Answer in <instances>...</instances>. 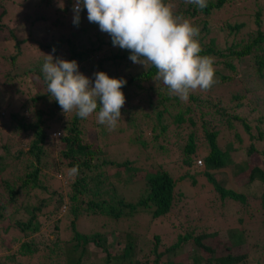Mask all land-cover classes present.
<instances>
[{
  "label": "trees",
  "instance_id": "obj_1",
  "mask_svg": "<svg viewBox=\"0 0 264 264\" xmlns=\"http://www.w3.org/2000/svg\"><path fill=\"white\" fill-rule=\"evenodd\" d=\"M22 1L25 2L26 0ZM32 1L33 5L24 10L23 18L22 16H18V14L10 13L6 19L12 20L16 18L23 22L26 19L31 25H38L39 21L46 23L48 18L53 16L50 24L43 25L42 27L44 31H47L51 35L50 38L53 37L57 41L46 42L45 44H41V42L38 45L41 48L48 49L54 58H60L58 49L62 44L69 46L68 49L71 51V56L67 59L69 61L73 57L79 59L90 58L89 53L97 55L101 49V45L93 48L86 47V51L76 50L79 47H85L81 41L77 43L76 38L82 39L85 36H90L93 31L96 32L98 38L106 35L108 41L112 43L109 34L101 32L97 24L86 20V9H83L80 13L79 25L73 23V0ZM230 2L231 0H206L207 7L202 10L194 4H188L185 10L180 12L174 11L176 15L191 16L193 18L199 14L203 15L196 25L200 29V34L197 37L202 49L200 55L213 58L214 67L219 66L227 71V73L220 75L221 80L219 82L222 83H230L231 80L239 76L245 78L246 73L264 75V8L261 7L262 0H248L246 2L243 0L242 3L234 6V14L226 18L224 17L217 23H212L220 33L225 34L224 37L227 39L225 42L220 43L215 37L210 35L212 26L208 22V19L217 11H222V13L226 11L225 7ZM165 3H168V0H165ZM32 8L40 14H37L34 19L26 18ZM7 12L8 8L0 0V20L2 16L7 15ZM70 19L72 20L69 22ZM17 22L20 21L17 20ZM68 24H70L69 27ZM0 27H2L1 24ZM75 27H78V31L76 32L74 30ZM13 31L14 29H10L11 35L15 39L17 53L10 56L11 61L14 64L19 63L26 66L22 64L23 58L21 59L20 53L26 55L27 51L20 50V46L21 43H30L31 41H27L29 40L28 38L25 40L16 38ZM123 50V52L115 53L111 58H105L100 55L97 56V59H94L92 56L90 59L93 61H91L89 66L93 68V73L104 71L112 78L127 81L126 85L121 89L125 95L126 105L133 107L139 103H146L149 106L152 105L153 108L160 105L164 106L156 110L157 122L151 127L153 136L156 139L167 130L168 125L162 121V116L166 112V105H172L173 99H176L177 96H171L169 89L162 81V83L159 82L158 84L159 80H154L157 69L152 65H148L145 68L143 65L134 64L131 61V64L135 65V67H142L141 70L133 72L127 77H122L115 68L121 67L122 61L129 59L131 55L129 50ZM36 54H34L32 60L28 61L29 69L23 66L18 67L20 71L14 70L11 77L18 79L20 84H24L25 81L27 82L25 80L27 75L36 77L42 84L41 88L45 91L43 95L33 98L31 104L23 102V106L27 107L28 110L24 111L26 108L21 107L23 109L21 112L7 108L11 107L12 99L6 100V97H0V106L5 105V108L9 109L8 115L3 116L4 113H0V119L8 117L9 121L7 125L11 126L13 124L14 128H12V131L16 136L15 146L18 147L15 156H13L10 151L11 146L3 144V152L0 153V191H2L0 201H4L6 194V203L14 204V207L9 209L7 204L1 203L0 222L9 220L13 213L19 214L23 212L24 215H27V219L20 221L18 218H14L13 222H15L19 230L30 237L28 240L21 241L17 251L0 256V264H30L29 258L39 253L38 251L41 246H46L45 243H37L34 235L46 224L49 218L62 214L63 208H66L68 213L72 215L67 216L72 233L71 237L66 239V242H73L72 250H78L79 246L82 249L79 252V257L74 260L67 258L69 254L65 250L64 245L62 252H58L62 239L56 224L53 227V231L56 233V240L51 242L49 246H46L50 252H47V257L50 258L52 254L54 255L53 261L48 264H59L61 256H63L62 259H67V264H85V255L87 254L89 244H92L103 252L99 264H165L163 256L169 252L176 255L181 251L182 245L186 243L191 245V252L187 255V264H264V257L262 259L258 258L251 263L250 258L253 257L248 253H233L228 239H226V243L223 245L217 246L215 242L207 239L208 235L205 233H200L199 235L196 229L202 219L191 217L188 213H186V217L195 225L192 223H189L190 226L186 225L178 216H176V221L172 220L173 217L172 219L169 217L172 227L179 228L180 230L184 228V233L181 231L177 232V239L160 251H158L160 236L158 233H155L153 235V247L150 250L154 255L153 260L149 258L144 259V255L148 256L144 254V245H142L145 239L141 240L140 245L138 235L139 233L145 235L149 224L154 219L168 213V216H171V210L175 208V201L178 200L175 194L178 187L177 179L162 164L154 165L151 169H146L138 168L137 166L133 167V161L129 159L119 161L102 157L100 149L87 141L81 134L80 122L84 119L77 116L75 110L70 116L68 113L64 114L58 103L50 97L42 72V64L45 57ZM110 60H116L117 62L113 63L112 61L110 63ZM87 77L91 79L94 86V75L87 74ZM129 87L145 90H141L139 94L136 93L139 95V98L133 100L127 94ZM24 88L28 87L23 85L22 89ZM22 89L16 87V91L12 94L14 99H22V96L26 95V89ZM144 93H146L147 98H142V94ZM242 97L243 95L237 98ZM189 98L192 101H202L203 104H207L214 110L213 115L215 116V118L207 120L203 126L208 151L202 156V169H200L199 164L195 161V168L199 170L197 173L202 172L204 174L205 179L218 192L221 202H228L227 199H230L234 200V202H231L233 204L237 202L245 204L246 194L240 190L225 187L217 179L215 172H220L227 166H232V175L237 176L246 172L247 174L243 176L247 178V182H256L262 185V187L264 186V113L258 117L259 123L252 125L236 110L237 108L233 109L232 112L227 111V106L221 107L217 103H212V100L207 98L201 99L199 96L191 93ZM36 99L48 102L47 112L36 106L39 105L35 103ZM252 102L253 99L248 100L249 104ZM237 105L240 107L242 102L237 103ZM186 110L189 111L187 107ZM98 111L99 104L94 113H98ZM65 115H68L70 118L65 119ZM182 120L183 115L179 112L173 122H180ZM216 122L220 127H216ZM238 125L243 127L247 135V156L254 151L258 152L260 156V159L253 164L247 161V157L244 160H235L234 152L237 148L233 146L234 141L232 139H229L226 143L223 142L227 134L238 139L239 143H241V135L236 128ZM8 128L10 129L9 126ZM57 129H60V135L54 138L52 132L55 133L54 131ZM156 131H158L157 134L155 133ZM194 137L193 133L189 134L184 149L185 156L182 161L188 166L191 165L193 160L191 155L195 153ZM23 142L25 144L22 146L21 143ZM139 144L145 146L146 141L142 139ZM259 145L261 147H258ZM14 159L16 162L13 161ZM17 162L20 165H17ZM77 165L79 166L78 174L71 175L70 170ZM7 167L16 168L15 178L12 179L10 177L14 174L7 175ZM130 168L134 170L133 174L137 171L143 172V175L139 176L140 180H133L141 183L140 193L134 201L123 197V193L120 192L121 186L125 185L124 173ZM49 171L56 172L55 174H59L60 176L63 174L64 183H61L59 187L50 188L51 184H46L43 181V177H47ZM186 177H181V179ZM191 184H196L195 178H191ZM34 190L36 191L33 192ZM37 192L40 194H36ZM181 193L182 191H178V194ZM261 204L264 209V191L261 194ZM7 209H9L8 212H6ZM142 212L150 214L151 222L145 215L142 217L144 219L143 222L136 220L128 230L117 226L119 221L130 217L134 218ZM210 212L208 213L211 214ZM84 215L95 219L105 215L104 217L106 218H103L102 223L107 224V220H110L111 224L109 226L105 225L103 230L99 229L91 232L77 230L75 221ZM241 219L239 218V221ZM113 221H115V224ZM140 228L143 231H139ZM132 230L137 233H132ZM109 231L110 233H117V237L108 243ZM241 231L243 233H230L228 238L234 239L235 242L242 241L246 237L244 231L242 229ZM44 241L46 240L44 239Z\"/></svg>",
  "mask_w": 264,
  "mask_h": 264
},
{
  "label": "rangeland",
  "instance_id": "obj_2",
  "mask_svg": "<svg viewBox=\"0 0 264 264\" xmlns=\"http://www.w3.org/2000/svg\"><path fill=\"white\" fill-rule=\"evenodd\" d=\"M244 1L246 2L248 0ZM2 2L4 3V6L8 8V12L7 15L4 17L2 16V19L0 20V24L2 26L0 27V97L4 96L6 97V100L9 98L13 100L11 107H7L10 110L13 109L14 111L21 112L23 111L22 108H26L24 111H27L28 108L23 106V102L31 104L33 98L43 95L45 91L41 88L42 84L36 77L34 78L30 75L25 77V80L29 82L27 85L26 81L24 84H20L18 79L11 77V75L14 70L19 72L20 70L18 67L21 66L29 69L28 61L34 58L35 53H37L36 55H41L43 57H45V54H52L48 49L39 47L38 44L41 42V44H45L46 42L57 41L53 37L50 38L51 35L47 31H44V28L42 27L43 25L50 24L53 16L49 17L46 23L39 21L38 25H31V23H29L26 19L25 22L16 18L8 20L6 17L10 13L18 14V16H22L23 18L24 10L31 7L33 5V1L26 0L23 2L22 0H2ZM242 2L243 0H231V2L225 7L226 11L223 13L222 11H217L208 19V22H210L212 26V32H210V35L215 37L218 42L223 43L227 39L224 37L225 34L223 35L222 32L220 33L217 30V27H215L212 23H217L224 17L226 18L227 16L234 14V6ZM168 3L173 5V10L175 12L185 10L188 5L184 2V0H168ZM261 7L264 8V0H262ZM30 11L31 12L27 14L26 18L34 19L37 14H40L33 8ZM184 17L196 26L202 19L203 15L199 14L194 18L191 16ZM17 20L20 22H17ZM71 20L72 19H70L69 22ZM86 20L88 21L87 15ZM69 25L70 24H68V27ZM10 29H14L13 32L16 38L23 40L28 38L29 40L27 41H31L30 43H21L20 46V50L27 51L26 55L20 53L21 59L23 58L22 64H25L26 66L20 65L19 63L14 64L11 61L10 56L17 52L15 48V39L12 37ZM74 30L75 32L78 31V27H75ZM215 34H217V36H215ZM101 39L104 40L103 43V40L101 41ZM76 41L77 43L81 41L85 45V47L77 48V51H86V47L93 48L101 45V49L97 55L89 53L90 58L93 56L94 59H97V56L100 55L105 58H111L115 53L124 51L118 46H113V43L108 41V37L106 35L102 38H98L95 31L91 32L90 36H85L82 39L76 38ZM37 47L41 49H38ZM59 47L58 52L60 54V58L67 60L71 56V51L68 49L69 46L62 44ZM90 58H72V60H75L78 63V70L86 76L87 74H94L92 70L93 68L89 66L91 61H93ZM129 60L130 59H124V61H122V66L115 68V70L122 77H127L131 73L141 70L142 68L140 66L135 67V65L131 64V60L130 62ZM112 61L113 63L117 62L116 60H110V63ZM214 69L217 73L214 75L215 83L212 87L206 91L198 89L191 92V94L197 95L201 99L207 98L212 100V103H217L221 107L227 106V111L232 112L233 109L237 108L236 110L245 117L247 122L252 125L258 124V117L264 113V75L260 76L257 74L246 73L245 78H242L243 76H239L238 78L231 80L230 83H222L219 82L221 80L220 75L227 73V71L219 66L214 67ZM159 82L162 83L161 81H158V84ZM23 85L28 88L22 89ZM15 86L20 87L22 90L26 89V95H21L23 97L22 99H14V96H12V94L16 91ZM141 90L145 89L138 90L136 87H129L127 94H129L133 100H136L139 98L138 94ZM242 95V98H237ZM171 96L174 97V95ZM142 98H147L146 93L142 94ZM251 99H253V102L249 104L248 100ZM240 102H242V105L238 107L237 103ZM35 103L39 104L36 105L37 107L47 112V101L36 99ZM154 104H156V102H154ZM166 106V112L162 116V121L166 123L168 127L166 132L159 135L156 139L153 136L151 127L156 124V110L164 107L162 105L153 108L152 105L149 106L146 103H139L138 105L132 107L126 105L125 103L121 109V118L118 120L117 126L114 130H109L105 125L97 123V113H93L80 122L81 134L87 139V141L91 142L95 147L100 149V155L102 157L119 161L129 159L133 161V167L137 166L138 168L146 169H151L154 165L162 164L168 168L177 179L178 187L176 188L177 192H175V194L178 200L175 201V208L171 210L172 212L170 211L171 216H168V213L154 219L151 222L150 214L148 212H142L134 218L130 217L123 221H119L117 226L128 230L136 220L143 222L144 219L142 217L146 215L151 224H149L145 235L139 233L138 238L140 245L141 240L145 239L142 245H144V254H147L148 256L144 255V259L149 258L150 260H153L154 255L150 251L154 242L153 235L158 233L160 236L158 251L164 249L177 239V232L181 231L184 233V228L180 230L179 228L172 227L169 217L171 219L173 217L172 220L176 221V216H178L186 225H189V223L194 224L186 217V213H188L191 217H199L202 219L196 229L199 235L200 233H205L208 235L207 239L211 240V242H215L217 246L223 245L226 243V239H228L229 243H231L233 253H248L253 257L250 258L251 263L258 258L262 259L264 257V209L261 204V194L264 191V186L262 187V185H259L256 182H247V178L243 176L247 174L246 172L237 176L232 175V166H227L222 171L215 172V176L225 187H230L244 192L246 194V203L237 202L233 204L231 202H234V200L230 199H227L228 202H221L219 200L218 192H216L213 186L205 179L204 174L202 172L197 173L199 170L195 168V161L199 164L197 161L198 159L201 162L199 164L200 169L203 168L202 156L208 151L203 126L207 120L215 118L213 115L214 110L207 104H203L202 101L195 102L190 100L189 97L186 101H183L178 96L176 99H173L172 105ZM186 107L189 111L186 110ZM7 108H5V105L0 106V113H4L3 116L8 115L9 109ZM134 108L136 109L135 111ZM73 111L68 113L69 116L73 113ZM179 112L182 113L183 120L180 122H173ZM69 116L65 115V119H69ZM133 118L135 119L133 120ZM8 121V117L0 119V153L3 152L2 145L8 144L11 146V154L15 156L18 147L15 146L16 136L12 131L14 126L13 124L11 126L7 125ZM216 127H220L217 125V122ZM236 128L238 133L241 135V143H239L240 141H238V139L227 134V137L223 139V142L226 143L229 139L234 141L233 146L238 150L234 152V158L236 161H240L241 159L244 160L247 157V161L251 164L257 162L260 159L258 152L254 151L247 156L246 144H248V139L243 127L238 125ZM54 132L55 133L52 132V136L54 138L59 137V135L55 136L54 134H60V129H57ZM155 133L157 134L158 131ZM190 133H193L195 136V153L191 155L193 160L191 165L188 166L183 163L182 159L185 156L184 149ZM142 139L146 141L145 146H141L139 144ZM21 144L23 146L25 142ZM258 147L261 146L259 145ZM13 161L16 162L15 159ZM17 165H20L19 162H17ZM7 168V175L14 174L10 177L12 179L15 178L16 168ZM55 173L56 172L49 171L47 177H43V181H45L46 184H51L50 188L59 187L61 183H64V179L62 177L63 174L60 176ZM133 173L134 170L132 168L126 170L124 173L125 185L120 188V192L123 193V197H127L131 201H134L138 197L141 187V183L139 181L133 180H140L139 176L143 175L142 171H137L135 174ZM184 176L187 177L181 179V177ZM191 178L196 179L195 185L191 184ZM35 191L36 190L33 192ZM178 191H182V193L178 194ZM36 194L40 193L37 192ZM1 195L2 191H0V198ZM5 199H7L6 194ZM5 199L4 201H0V205L1 203L7 204ZM7 207L12 209L14 204H7ZM9 209H7L6 212H8ZM62 211V214L49 218L46 224H44L34 236L36 237L37 243H45L46 246H49L51 242L56 240V233L53 231V227L57 224V230L59 231V235L62 239V242L60 241L61 246L58 249V252H62L64 245L65 250H67V253L69 254V257L67 258L69 260H74L79 257V252L82 248L79 246L77 248L78 250H72L73 242H66V239H69L72 233L69 226V218L67 217L71 214L68 213L66 208H63ZM209 211H211V214L208 213ZM104 216L105 215L99 216L101 218L96 219L88 215L80 216L75 221L77 230L83 232H91L99 229L103 230L105 225L109 226L111 224L110 220H107V224L102 223L103 218H106ZM26 217L27 215H24L23 212L19 214L13 213L9 220H3L0 222V256L5 253L17 251L20 247L21 241L28 240L30 238L29 236H26L24 232L19 230L15 225V222H13L14 218H18L20 221H25L27 219ZM57 217L59 218L56 220ZM239 218H242L241 221H239ZM113 223L115 224V221H113ZM241 229L244 231L246 237L245 239H242L240 242H235L234 239L228 238L230 233L242 232ZM139 231H143V229L140 228ZM132 233L136 234L137 232L132 230ZM116 234L117 233L114 232L110 233L109 231L107 239L108 243L117 237ZM44 239L46 241H44ZM46 246H41L38 251L39 253H36L32 258H29L28 261H30V264H48L53 261V254L52 257H47L49 249ZM190 247L191 245L187 243L183 244L179 253L175 255L174 253L169 252L163 256V261L165 264H187V255L191 252ZM102 254L103 252L99 250V248L89 244L87 254L85 255V264H99ZM62 257L63 256H61V262L59 264H67V259H62Z\"/></svg>",
  "mask_w": 264,
  "mask_h": 264
},
{
  "label": "clouds",
  "instance_id": "obj_3",
  "mask_svg": "<svg viewBox=\"0 0 264 264\" xmlns=\"http://www.w3.org/2000/svg\"><path fill=\"white\" fill-rule=\"evenodd\" d=\"M184 2L201 10L207 7L206 0ZM83 9L87 10L90 23L97 24L101 32L111 36L113 46L130 51L129 59L134 64L145 68L154 66L157 69L154 80L162 81L170 95L186 101L191 92L206 91L215 83L213 58L200 55L199 27L183 15H176L171 3L165 0H73L75 25H79ZM78 69L75 60L45 54L42 72L50 97L64 114L75 110L82 119L96 112L99 104L97 123L114 130L125 104L121 89L127 81L98 71L93 74V86L91 79ZM78 168V165L72 168L70 174L77 175Z\"/></svg>",
  "mask_w": 264,
  "mask_h": 264
},
{
  "label": "built area",
  "instance_id": "obj_4",
  "mask_svg": "<svg viewBox=\"0 0 264 264\" xmlns=\"http://www.w3.org/2000/svg\"><path fill=\"white\" fill-rule=\"evenodd\" d=\"M198 162L201 163L200 160H198Z\"/></svg>",
  "mask_w": 264,
  "mask_h": 264
}]
</instances>
